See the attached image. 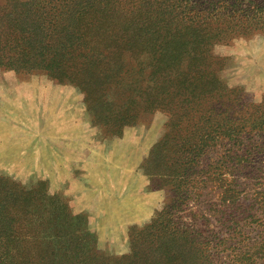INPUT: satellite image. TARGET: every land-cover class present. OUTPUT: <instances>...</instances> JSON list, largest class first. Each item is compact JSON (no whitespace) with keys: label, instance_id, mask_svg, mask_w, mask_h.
Returning <instances> with one entry per match:
<instances>
[{"label":"rangeland","instance_id":"rangeland-1","mask_svg":"<svg viewBox=\"0 0 264 264\" xmlns=\"http://www.w3.org/2000/svg\"><path fill=\"white\" fill-rule=\"evenodd\" d=\"M194 1L199 15H206L202 9L207 5L214 8L207 21L212 31L209 41L205 46L179 41L166 54L172 58L177 51L194 48L208 57L207 71L223 93L246 105H258L264 99V0ZM182 3L186 8L191 5ZM9 8L8 1L0 0L4 40L18 34L4 25L29 23L24 16H7ZM108 93L109 100L117 99L113 90ZM86 95L96 98V86L81 90L45 72L0 66V230L4 254L14 264L63 261L64 249L80 245L87 234L94 251L115 264L130 254L131 235L149 226L158 213L169 212L184 187L189 189L188 206L169 214L202 222L209 231L213 229L208 221L216 223V231H231L230 224L226 229L220 225L226 219L231 222V206L254 205L250 199L256 191L260 195L256 203L264 209V165H251L243 172L246 179L237 181L241 192L228 209L221 208V218L216 213L221 207L219 195L229 189L232 179L227 171L221 169L219 175L213 169L212 147L198 165L199 157L189 153L197 142L193 129L168 130L165 114L155 111L114 133L115 105L105 107L99 96L90 105ZM91 108L95 113L104 109L108 121L95 119ZM258 160L262 163L264 158ZM248 214L238 224L244 242L211 250L214 264H264L260 256L264 210L256 217ZM240 249L242 257L233 259Z\"/></svg>","mask_w":264,"mask_h":264},{"label":"trees","instance_id":"trees-1","mask_svg":"<svg viewBox=\"0 0 264 264\" xmlns=\"http://www.w3.org/2000/svg\"><path fill=\"white\" fill-rule=\"evenodd\" d=\"M5 1L10 4L7 16H24L29 23L14 21L3 26L18 34L4 40L0 33V50L9 53L0 54V66L14 71L45 72L55 81L81 90L95 85L96 98L86 95V99L92 105L99 96L105 107L115 105L114 133L155 111L165 114L168 130L180 132L182 126L193 129L197 142L191 145L189 153L199 157L198 165L212 147L216 154L213 169L219 175L221 169L227 171L232 179L229 189L219 195L221 207L216 204L220 207L216 213L222 218L221 208L228 209L241 192L237 181L246 179L243 172L251 165H264V161L258 160L264 158V99L253 106L242 103L237 96H227L215 76L207 71L208 57L194 48L177 51L172 58L166 54L170 48L176 49L174 44L179 41L205 46L212 32L207 21L213 17L214 8L207 5L202 9L206 15H199L194 0H186L191 4L188 8L182 5L183 0ZM24 33L27 38L21 37ZM4 55L10 57L6 60ZM147 59L149 63L145 64ZM108 90L115 92V101L109 100ZM91 111L100 122L108 121L109 113L105 114L104 109H99V113L92 108ZM261 171L263 168L257 169V173ZM188 190L184 187L179 191V199L173 200L169 212L163 210L149 226L134 232L130 254L114 263L214 264L216 256L210 251L221 245L229 248L243 243L242 225L238 224L246 213L252 218L264 210L256 203L260 196L256 191L250 199L254 205L231 206V222L226 219L220 224L222 229L230 224L231 231H216V223L208 221L213 229L209 231L202 222L186 216L174 219L170 215L171 211L180 212L182 206H188ZM83 237L86 241L69 245L64 249L65 259L54 264H113L94 251L88 234ZM3 240L4 232L0 230V264H14L4 254ZM260 250L264 262V250ZM237 257H242L241 249L233 259Z\"/></svg>","mask_w":264,"mask_h":264}]
</instances>
